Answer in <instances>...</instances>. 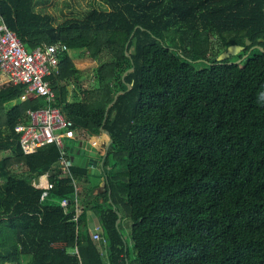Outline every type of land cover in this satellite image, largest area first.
<instances>
[{
	"label": "trees",
	"instance_id": "16d2710c",
	"mask_svg": "<svg viewBox=\"0 0 264 264\" xmlns=\"http://www.w3.org/2000/svg\"><path fill=\"white\" fill-rule=\"evenodd\" d=\"M47 1L0 0V14L28 49L68 46L48 79L72 129L106 155L109 184L74 221L60 200L87 170L60 178L55 144L25 153L15 127L46 102L18 104L25 84L0 87V152H11L0 158V264H77L75 247L83 264H104L87 209L111 264H264V0H102L58 23L37 11ZM233 44L245 46L238 59L219 60ZM79 58L97 62L92 87ZM71 83L81 97L70 102ZM46 173L54 188L41 202L34 181Z\"/></svg>",
	"mask_w": 264,
	"mask_h": 264
},
{
	"label": "built area",
	"instance_id": "2783aa9c",
	"mask_svg": "<svg viewBox=\"0 0 264 264\" xmlns=\"http://www.w3.org/2000/svg\"><path fill=\"white\" fill-rule=\"evenodd\" d=\"M68 50L64 43L42 44L28 49L0 14V75L5 78L6 83L27 85V95L42 97L46 102L44 107L29 109L27 122L18 124L15 132L19 135L20 145L27 154L51 144L59 147L60 178H73L71 167L74 161L67 152V139L73 131L74 122L56 105L57 96L48 77L59 73L60 61ZM72 184L75 189L73 197L62 198L60 204L67 213L73 214L74 221H78L85 207L81 201L79 183L73 179ZM34 186L43 191L41 202L52 197L54 183L50 180L45 185L36 183ZM101 231V225L93 229V239L106 245L107 241ZM70 252L79 257L77 264H83L78 247Z\"/></svg>",
	"mask_w": 264,
	"mask_h": 264
},
{
	"label": "crops",
	"instance_id": "0c3cea01",
	"mask_svg": "<svg viewBox=\"0 0 264 264\" xmlns=\"http://www.w3.org/2000/svg\"><path fill=\"white\" fill-rule=\"evenodd\" d=\"M94 63H96V61L93 59H89V58L88 59L87 58L74 59V64H75L76 68L81 70L84 74V77L82 80L83 81L82 87H85L83 84L88 79L94 81V79H92L93 78L92 75H93L95 68L97 67V63L96 64H94ZM89 67L93 68L94 70H92V72L90 74H86L85 69H89ZM59 72H60V69H59ZM6 84H9V83H6L5 78L2 75H0V87L4 86ZM94 84H95V81H94ZM74 92L77 93V96L79 98L81 97V93H80L79 88H77L76 84L71 83L68 86V101L71 102L74 100ZM22 97H24V98L21 99V97H20L19 99L16 100V102L18 104L26 101L29 98H34L36 96L27 95L25 93V95H23ZM110 106H111V104H110ZM110 106H108V108ZM110 143L108 145H110ZM69 146L75 147L79 151L89 150V151H94V152L100 154V158H99L98 165H97V170L95 173L93 171L89 172L87 168L83 167L87 170V172L89 174V183L88 184L79 183V185L81 187V201H82V204L84 205V207L86 204L89 203V201L97 199V198H100L99 200L103 201V198H101L100 196L103 192H105L107 190L108 184H109L108 183L109 171L107 172V170H105V167L103 166L104 158L106 157V155L101 154L99 152L98 148L94 145V143L92 141H90V136L88 134H86L85 131L80 130V129L73 130L70 134V137L67 139V149H68L69 155L71 156V152L68 148ZM2 153H4V156L11 155L10 151H2ZM74 165H76V164L74 163ZM99 171H101L100 174L97 173ZM47 175H49V174L46 173V174L40 176L37 181H34V184L41 183V184L45 185L50 180L49 176H47ZM109 194H110V189H109ZM84 209H86V207ZM87 210H88V212L86 213V215H87V226L90 229V231L92 232L93 229H95L98 225H100V222H99L98 216L93 212V210H91V209H87ZM118 216H119V218L117 220V223L118 224L122 223L124 225L126 235H129V237H130L129 219L123 217V214L121 212L120 213L118 212ZM101 245L104 249V251H103L104 257H105V263L104 264H111L110 261L108 260L107 254H106L107 243H106V245L101 243Z\"/></svg>",
	"mask_w": 264,
	"mask_h": 264
},
{
	"label": "rangeland",
	"instance_id": "374dc122",
	"mask_svg": "<svg viewBox=\"0 0 264 264\" xmlns=\"http://www.w3.org/2000/svg\"><path fill=\"white\" fill-rule=\"evenodd\" d=\"M95 8L105 9L107 6L102 0H48L46 3L39 4L36 7L37 11L39 12L53 15L55 17L56 23L71 17L84 18L90 10ZM239 54L234 55V57L238 59ZM85 70L86 74H90L94 69L89 67V69ZM83 85L85 87H92L94 85V81L88 79ZM3 156L4 153L0 152V158ZM126 236L128 239H130L129 235Z\"/></svg>",
	"mask_w": 264,
	"mask_h": 264
},
{
	"label": "water",
	"instance_id": "95a60500",
	"mask_svg": "<svg viewBox=\"0 0 264 264\" xmlns=\"http://www.w3.org/2000/svg\"><path fill=\"white\" fill-rule=\"evenodd\" d=\"M251 42L249 40L246 41V45H250ZM245 49V46L233 44L230 45L226 51H224L219 57V60H226L227 58L237 55L240 52H242ZM263 50V49H262ZM129 55V53H127ZM122 93L119 92L116 96L114 101L111 103L113 105L115 101L117 100L118 95ZM70 152H71V159L74 161V163L78 166L85 167L88 169L89 172L93 171L94 173L97 170V165L98 161L100 158V154L94 152V151H89V150H84V151H79L75 147H68ZM98 174L101 173V171L97 172Z\"/></svg>",
	"mask_w": 264,
	"mask_h": 264
}]
</instances>
